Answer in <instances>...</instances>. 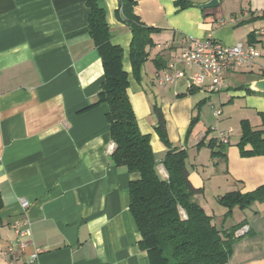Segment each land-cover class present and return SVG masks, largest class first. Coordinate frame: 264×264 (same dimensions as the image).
<instances>
[{
	"label": "crops",
	"instance_id": "1",
	"mask_svg": "<svg viewBox=\"0 0 264 264\" xmlns=\"http://www.w3.org/2000/svg\"><path fill=\"white\" fill-rule=\"evenodd\" d=\"M86 1L0 0V264H151L130 210V181L140 175L110 161L114 142L108 105L85 110L97 99L104 78L89 34ZM119 1L100 3L112 42L124 48L128 94L140 130L151 136L160 175L167 177L166 147L155 129L154 103L165 114L170 140L188 151L190 180L203 189L198 199L206 210L209 193L217 202L228 191L247 192L264 184V155L244 157L237 146L243 119L263 128L259 113L264 112V93H248L242 86L264 78V0H220L205 9L196 4L209 0H191L194 6L185 9L175 0H138L142 20L161 29L153 34L141 80L133 73L131 30L117 16ZM250 32L256 34L262 55L227 71L217 91L198 87L190 93V76L175 84L155 79L159 69L154 59L167 64L184 36L249 45ZM216 100L229 103L231 119L239 117L233 128L219 132L231 130L227 159H213L208 143L218 136L199 120L203 107H214ZM196 115L198 122L188 135ZM232 217L233 223L245 225L236 232L229 264H264V200L244 210L235 207ZM16 218L29 219L30 236L17 235L11 226ZM20 240L28 242L24 249ZM36 248L41 252L31 261Z\"/></svg>",
	"mask_w": 264,
	"mask_h": 264
},
{
	"label": "trees",
	"instance_id": "2",
	"mask_svg": "<svg viewBox=\"0 0 264 264\" xmlns=\"http://www.w3.org/2000/svg\"><path fill=\"white\" fill-rule=\"evenodd\" d=\"M100 2L87 0L86 4L89 8V34L102 59L104 78L97 99L85 110L101 104L108 105L106 118L114 142L110 161L140 175L129 185L130 210L141 232L139 245L147 251L151 264H229L238 239L236 232L245 225V221L229 228L217 225L214 215L209 214L198 199L203 189L195 187L190 180L187 149L170 140L165 114L161 106L154 103L155 129L166 147L163 163L167 177L158 172L151 136L140 130L128 94L130 81L123 65L124 48L112 42L106 10ZM175 5L180 9L194 6L191 0H175ZM137 6L138 0H120L116 12L131 30L130 58L134 76L141 80L150 48L154 46L153 34L161 29L145 23L137 13ZM248 42L258 44L254 32L248 35ZM154 63L159 70L168 65L161 58H155ZM197 89L198 86L192 85L189 92L194 93ZM259 114L263 125L261 129L254 128L247 119L241 121L237 146L244 157L264 155V112ZM198 118L199 115L193 117L188 135ZM204 139L197 144L198 149L204 146ZM208 146L213 159L221 156L227 159V143L222 142L220 137L212 138ZM263 200L264 184L251 191L233 190L217 197L227 216L232 215L235 207L244 210ZM2 207L0 194V211Z\"/></svg>",
	"mask_w": 264,
	"mask_h": 264
},
{
	"label": "built area",
	"instance_id": "3",
	"mask_svg": "<svg viewBox=\"0 0 264 264\" xmlns=\"http://www.w3.org/2000/svg\"><path fill=\"white\" fill-rule=\"evenodd\" d=\"M260 32L264 33V28ZM261 55V50L252 44L228 45L213 37L187 35L182 38V46L178 52L173 54L165 68L157 72L155 79L160 84H175L180 79L190 76L191 85L207 87L209 91L214 92L221 89L227 71L241 65L251 64ZM189 69L194 70L192 75H189ZM215 114L221 115L222 110L217 109ZM230 132V129L221 132L220 140L229 143ZM22 202L23 205H27L26 200L23 199ZM11 226L21 237L32 234L31 223L27 218H16ZM246 229L247 227L241 229V232H245ZM19 244L24 249L28 242L20 240ZM39 252L41 249L36 248V251L31 255V261L38 257Z\"/></svg>",
	"mask_w": 264,
	"mask_h": 264
},
{
	"label": "rangeland",
	"instance_id": "4",
	"mask_svg": "<svg viewBox=\"0 0 264 264\" xmlns=\"http://www.w3.org/2000/svg\"><path fill=\"white\" fill-rule=\"evenodd\" d=\"M244 69H247V68L244 67ZM230 84L232 83L230 82ZM215 95L217 96L218 94H215ZM229 107H230L229 103H221L219 100L214 101V107H212V104L207 103L205 107H203V112L201 113L202 117L199 119L201 121L203 120L204 124H206V126H204V129H207V131L209 130V132H213L214 135L216 134L219 137V132L221 130L233 128L234 122H236V119L238 120L239 117H236L235 115L234 116L235 118L231 119ZM217 109L223 110V114L216 115L215 111ZM231 125L232 127H230ZM210 128H213V130L212 129L210 130ZM240 128H241V122H240ZM231 138L233 141L237 139L236 135L235 136L231 135ZM207 197L210 199L209 201H211V204L207 205V212L209 214L214 215V220L217 223V225L220 228H227L228 226L229 227L233 226L235 223H233L234 220H233L232 215L230 216L225 215V212H226L225 209L222 208L223 206L218 204V202H216V197H214V194L209 193L207 194ZM235 215H237V212L235 213Z\"/></svg>",
	"mask_w": 264,
	"mask_h": 264
},
{
	"label": "water",
	"instance_id": "5",
	"mask_svg": "<svg viewBox=\"0 0 264 264\" xmlns=\"http://www.w3.org/2000/svg\"><path fill=\"white\" fill-rule=\"evenodd\" d=\"M220 0H209L208 2L205 3H199L196 4L199 8L205 9V8H211L215 7L219 4ZM192 82V79H190ZM244 88L247 90L255 91V92H262L264 93V78L261 79H256L254 81H251L249 83H246L244 85Z\"/></svg>",
	"mask_w": 264,
	"mask_h": 264
}]
</instances>
